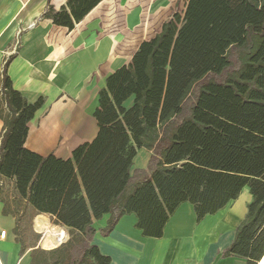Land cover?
<instances>
[{"label": "trees", "instance_id": "trees-1", "mask_svg": "<svg viewBox=\"0 0 264 264\" xmlns=\"http://www.w3.org/2000/svg\"><path fill=\"white\" fill-rule=\"evenodd\" d=\"M101 1L67 0L60 9L49 6L44 17L72 29ZM9 60L0 76V181L12 180L13 193L4 195L2 213L15 219L19 255L32 247L30 264H109L92 242L94 220L109 215L105 235L123 215L134 214L143 236L159 238L181 203H191L200 221L245 187L251 197L225 254L261 261L264 0H188L182 15L173 13L127 66L106 78L93 113L97 135L68 159L24 146L43 98L28 103L13 89ZM140 148L150 152L147 166L132 171ZM1 192L0 185V199ZM37 213L67 228L62 252L29 244V219ZM39 231L48 242L55 232L47 223Z\"/></svg>", "mask_w": 264, "mask_h": 264}, {"label": "crops", "instance_id": "crops-1", "mask_svg": "<svg viewBox=\"0 0 264 264\" xmlns=\"http://www.w3.org/2000/svg\"><path fill=\"white\" fill-rule=\"evenodd\" d=\"M66 2L0 0V76L4 61L10 58L6 75L13 89L28 103L43 98L28 123L24 146L41 156L53 154L61 159L71 158L76 147L95 138L98 124L93 113L106 78L127 66L140 43L158 32L147 36L142 26V6H136L138 0H122L126 5L136 4L116 30L111 18L102 21L101 10L108 0H102L72 29L54 25L44 17L49 6L57 10ZM12 48L15 50L10 51ZM132 99L124 106L129 107ZM1 108L5 105L0 100ZM2 133L0 119V139ZM149 157V151L137 149L131 170L145 168ZM3 182L4 186L11 185L4 195L13 193L12 180H1V187ZM245 191L242 198L243 191L237 200L200 221L191 203H181L159 238L143 236L134 226V214L123 215L104 235L106 214L94 220L92 242L110 257L109 264H250L246 258L225 254L251 197L248 189ZM3 207L1 197L0 231L5 230L6 236L0 238V264H30V249L19 255L20 245L13 232L15 219L4 215Z\"/></svg>", "mask_w": 264, "mask_h": 264}, {"label": "rangeland", "instance_id": "rangeland-1", "mask_svg": "<svg viewBox=\"0 0 264 264\" xmlns=\"http://www.w3.org/2000/svg\"><path fill=\"white\" fill-rule=\"evenodd\" d=\"M188 0H138L137 5H141L142 9V20H143V28L147 32L148 35H152L155 32H159L162 23L167 20L173 13L177 12L180 13L181 15L183 14V11L185 10V6L187 4ZM134 3L129 2L127 5L122 2V0H108V3L104 5V8L101 13L102 15V21L105 22V18H111V20H114V27L113 30H116L118 27L124 24V19L126 18L127 14L131 11V9L135 6ZM157 32V33H158ZM145 36V35H144ZM15 49L18 47V42L15 44ZM14 48H12L10 51H14ZM146 168V167H145ZM141 168V169H145ZM2 195L1 197L4 198V191L10 192L11 190V185L9 183L5 184L3 182V187H2ZM248 188L245 187L243 189V193L240 198H242L243 194H245V190ZM40 213L33 214L31 218L29 219V228L32 232V235L28 234L27 239L29 244L35 243L34 248H39L42 249L46 252H55V253H60L62 252L65 247L67 242L70 239L69 233L67 228L63 227H56L54 225H57L53 222L51 216L46 214V216L39 215ZM25 219V218H23ZM22 219V230L26 227V220ZM44 223H47L48 227H51L53 225L54 229V235L48 242L46 239H42V232L39 231V228L41 225ZM28 227V226H27ZM26 227V228H27ZM67 231L68 233V240L65 242L63 247L58 250H54V246L58 243H60L63 240V235ZM37 236V237H35ZM30 250L32 249L29 248Z\"/></svg>", "mask_w": 264, "mask_h": 264}, {"label": "built area", "instance_id": "built-area-1", "mask_svg": "<svg viewBox=\"0 0 264 264\" xmlns=\"http://www.w3.org/2000/svg\"><path fill=\"white\" fill-rule=\"evenodd\" d=\"M6 236V231L5 230H1L0 231V238H4Z\"/></svg>", "mask_w": 264, "mask_h": 264}, {"label": "bare ground", "instance_id": "bare-ground-1", "mask_svg": "<svg viewBox=\"0 0 264 264\" xmlns=\"http://www.w3.org/2000/svg\"><path fill=\"white\" fill-rule=\"evenodd\" d=\"M260 264H264V257L262 258Z\"/></svg>", "mask_w": 264, "mask_h": 264}]
</instances>
